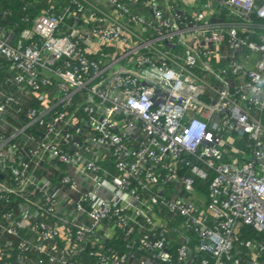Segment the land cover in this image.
Masks as SVG:
<instances>
[{
	"label": "built area",
	"instance_id": "obj_1",
	"mask_svg": "<svg viewBox=\"0 0 264 264\" xmlns=\"http://www.w3.org/2000/svg\"><path fill=\"white\" fill-rule=\"evenodd\" d=\"M21 8L0 11V264H264V0Z\"/></svg>",
	"mask_w": 264,
	"mask_h": 264
},
{
	"label": "trees",
	"instance_id": "obj_2",
	"mask_svg": "<svg viewBox=\"0 0 264 264\" xmlns=\"http://www.w3.org/2000/svg\"><path fill=\"white\" fill-rule=\"evenodd\" d=\"M38 6L39 4L36 5L35 8H32L31 11H36L38 9ZM21 7L22 0H0V11H3L6 8H9L11 10V15L3 16L1 18L2 23H4L5 25H11L14 21L18 22L19 18L24 13ZM21 27L22 26H20V28ZM17 29H19V27H17ZM203 187H206V185L204 184ZM246 230L248 232L251 231L249 228H246ZM105 242L107 246H113L119 248L121 251L123 250L122 241L120 237L112 240H106Z\"/></svg>",
	"mask_w": 264,
	"mask_h": 264
}]
</instances>
